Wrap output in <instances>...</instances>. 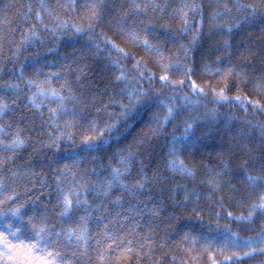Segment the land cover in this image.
<instances>
[{
    "label": "trees",
    "instance_id": "obj_1",
    "mask_svg": "<svg viewBox=\"0 0 264 264\" xmlns=\"http://www.w3.org/2000/svg\"><path fill=\"white\" fill-rule=\"evenodd\" d=\"M262 203L264 0H0V229L59 264H264Z\"/></svg>",
    "mask_w": 264,
    "mask_h": 264
},
{
    "label": "snow or ice",
    "instance_id": "obj_2",
    "mask_svg": "<svg viewBox=\"0 0 264 264\" xmlns=\"http://www.w3.org/2000/svg\"><path fill=\"white\" fill-rule=\"evenodd\" d=\"M139 8V5H136ZM147 45V41L144 42ZM162 80L166 79V77H161ZM52 95L55 97L56 93L53 92ZM223 98V97H222ZM239 99V98H237ZM171 113V109H169ZM195 131L193 125L189 124L185 128V135L184 137L174 138V142L176 143H183V141L190 137ZM14 143L22 144L23 141H16ZM175 151V149H173ZM177 161L173 160L170 161V165L176 169ZM180 168L178 169L181 172L187 173L191 175V170L187 169L183 166V161H180ZM114 173L118 177L120 172L118 169L114 170ZM109 187H111V183H109ZM72 205L71 200L65 196L64 197V207L65 209H69ZM259 210H264V203L259 206ZM13 217H20V209H13L10 213ZM7 215V214H5ZM251 215V213H250ZM85 231H81L80 234H76L75 230H69L67 238L72 240L75 238L77 241H86ZM60 234L57 233L56 236L58 237ZM51 239L48 237L46 229L43 227L36 228V226H32L31 235L25 232L23 223L21 225H11L9 224L6 230L0 229V257H7L9 261L13 260V253L17 250H24L27 251L30 255H32L35 259L39 260L40 264H59V253L56 252L54 249L49 250L51 246ZM39 254L36 256L35 254Z\"/></svg>",
    "mask_w": 264,
    "mask_h": 264
}]
</instances>
